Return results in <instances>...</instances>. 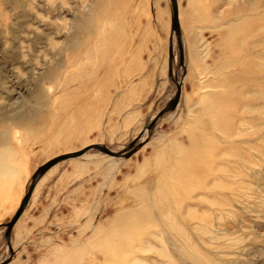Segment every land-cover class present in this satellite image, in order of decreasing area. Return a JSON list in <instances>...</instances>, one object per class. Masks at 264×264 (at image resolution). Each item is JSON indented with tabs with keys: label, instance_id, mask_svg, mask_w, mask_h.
Masks as SVG:
<instances>
[{
	"label": "rangeland",
	"instance_id": "374dc122",
	"mask_svg": "<svg viewBox=\"0 0 264 264\" xmlns=\"http://www.w3.org/2000/svg\"><path fill=\"white\" fill-rule=\"evenodd\" d=\"M177 4L0 0V264H264V0Z\"/></svg>",
	"mask_w": 264,
	"mask_h": 264
},
{
	"label": "water",
	"instance_id": "95a60500",
	"mask_svg": "<svg viewBox=\"0 0 264 264\" xmlns=\"http://www.w3.org/2000/svg\"><path fill=\"white\" fill-rule=\"evenodd\" d=\"M170 1H171V5H172L171 40H172L173 36L176 35V39H177V43H178V47H179V53H180V55H179L180 56V66H182L183 65V50H182V45H181V29H180V25L178 22V13H179L178 5H177V0H170ZM172 61H173V48H172V42H171L170 43V54H169L170 77H172V71H171ZM174 83L177 86L176 95H175L174 99L171 100L168 103V105L155 117V119L153 120L151 125L147 128V130L149 131V136H150V132H152L151 130L153 129V126H155V124L165 114L172 112L176 108L177 104L179 103L182 85H181V82H179V81H175ZM143 145H144V143H141L139 145H136V143H132L125 151H121V152H114V151L108 149L106 146L95 145V146L87 147V148L82 149L81 151H78L75 153H70V154L58 156V157L54 158L53 160L47 162L46 164L42 165L34 173L32 180H31L29 192L26 195V197L24 198V200L22 201V203H21L18 211L14 215L13 219L9 223L3 225V228L6 229L5 237L8 241V243L10 241V235H11L12 229L15 226V224L17 223V221L19 220V218L21 217V215L24 212V210L26 209V207L28 206L35 186L40 181V179L50 169H52L53 167H55L57 164H59L61 162L80 158L91 150L98 151V152H100L104 155H107L111 158H114V159H128V158L132 157ZM10 250H11V248H10ZM12 256L13 255H12V250H11V257ZM7 263H8V261L1 263V264H7Z\"/></svg>",
	"mask_w": 264,
	"mask_h": 264
},
{
	"label": "bare ground",
	"instance_id": "6f19581e",
	"mask_svg": "<svg viewBox=\"0 0 264 264\" xmlns=\"http://www.w3.org/2000/svg\"><path fill=\"white\" fill-rule=\"evenodd\" d=\"M177 5H178V4H177ZM255 15H256V14H255ZM255 17H256V16H255ZM260 17H261V16H260ZM260 17H259V18H260ZM262 17H263V16H262ZM252 19H253V18H252ZM171 20H172V18H171ZM244 20H246V19H244ZM249 20H250V19H249ZM260 20H262V18H261ZM178 22H179V14H178ZM253 22H254V21H253ZM253 22H250V23H253ZM240 23H241V22H240ZM243 23H244V24H243ZM248 23H249L248 20L242 22V24H243V29H244L247 25H248V27H249V24H248ZM171 24H172V22H171ZM236 26H237V25H236ZM236 26H235V27H236ZM239 26H240V24H239ZM239 28H240V27H239ZM257 32H258V31H257ZM246 33H247V35H248L249 33H252V32L249 31V32H246ZM263 33H264V32H263ZM234 34H235V33H234ZM243 34H244V33H243ZM254 34H257V33L254 32ZM233 37H234V35H233ZM228 38H229V37H228ZM244 38H245V37H244ZM226 40H227V39H226ZM229 40H230V39H229ZM237 40L239 41V39H237ZM246 40H247V39H246ZM235 41H236V40H235ZM240 41H241V40H240ZM242 41H243V40H242ZM244 41H245V40H244ZM228 42H229V41H228ZM249 43H250V42H249ZM236 44L238 45V43H236ZM244 45H246V44H244ZM245 47H246V46H245ZM172 48H173V46H172ZM243 48H244V47H243ZM250 48H251V47H250ZM241 49H242V48H241ZM240 52H241V51H240ZM244 53H245V52H244ZM256 53H257V52H255V54H256ZM260 53H261V52H260ZM262 53H263V52H262ZM255 54H252V55H255ZM246 55H247V54H246ZM252 55H251V57H252ZM257 57H258V56H257ZM257 57H256V58H257ZM257 59H258V58H257ZM261 59H262V57H261ZM263 60H264V59H263ZM253 61H254V60H253ZM256 61H258V60H256ZM263 63H264V62H263ZM257 64H258V63H257ZM242 66H243V65H242ZM261 68H262V67H261ZM261 68H260V69H261ZM258 73H259V72H258ZM256 77H258V76H256ZM253 79H255V78H253ZM251 80H252V79H251ZM254 81H255V80H254ZM255 82H256V81H255ZM181 93H182V88H181ZM180 98H181V96H180ZM180 98H179V101H180ZM50 170H51V169H50ZM50 170H49V171H50ZM49 171H48V172H49ZM48 172H47V174H48ZM45 176H46V174H45ZM45 176H43V177H45ZM42 179H43V178H41L40 180H42ZM40 182H41V181H40ZM36 189H37V186H35V188H34V190H33V193H32L33 196H31V199L34 197V194H35V192H36ZM27 194H28V193H27ZM25 197H26V196H25ZM25 197H24V198H25ZM31 199H30V200H31ZM23 200H24V199H23ZM31 201H32V200H31ZM31 201H30V202H31ZM21 203H22V202H21ZM28 205H29V204H28ZM27 207H28V206H27ZM27 207H26V208H27ZM25 211H26V209L24 210V212L22 213L21 217H20L19 220L17 221L18 223H19V222L21 221V219L23 218V216H24V214H25ZM12 219H13V218H12ZM18 223H16V224H18ZM16 224H15V225H16ZM2 227H3V226H2ZM14 227H15V226H14ZM14 227H13V228H14ZM12 230H13V229H12ZM5 233H6V229H5ZM5 233H4V237H5ZM5 240L7 241L6 237H5ZM10 242H11V235H10V241H9V243H8V241H7V244H8L9 250H10V248H11V243H10ZM11 250H12V248H11ZM11 250H10V251H11ZM12 255H13V251H12Z\"/></svg>",
	"mask_w": 264,
	"mask_h": 264
},
{
	"label": "crops",
	"instance_id": "0c3cea01",
	"mask_svg": "<svg viewBox=\"0 0 264 264\" xmlns=\"http://www.w3.org/2000/svg\"><path fill=\"white\" fill-rule=\"evenodd\" d=\"M15 228V227H14ZM14 230V229H13ZM11 242H13V231L11 232Z\"/></svg>",
	"mask_w": 264,
	"mask_h": 264
}]
</instances>
